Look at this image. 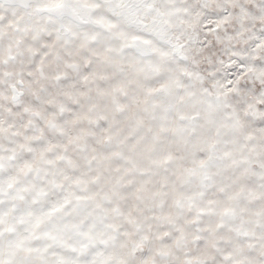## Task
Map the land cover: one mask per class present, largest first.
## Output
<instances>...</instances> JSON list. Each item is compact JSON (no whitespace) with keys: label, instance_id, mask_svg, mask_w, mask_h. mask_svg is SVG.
<instances>
[{"label":"snow or ice","instance_id":"1","mask_svg":"<svg viewBox=\"0 0 264 264\" xmlns=\"http://www.w3.org/2000/svg\"><path fill=\"white\" fill-rule=\"evenodd\" d=\"M0 264H264V0H0Z\"/></svg>","mask_w":264,"mask_h":264}]
</instances>
